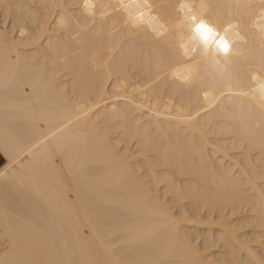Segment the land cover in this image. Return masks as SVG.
<instances>
[{
  "label": "bare ground",
  "instance_id": "bare-ground-1",
  "mask_svg": "<svg viewBox=\"0 0 264 264\" xmlns=\"http://www.w3.org/2000/svg\"><path fill=\"white\" fill-rule=\"evenodd\" d=\"M87 4L0 0V264H264V0Z\"/></svg>",
  "mask_w": 264,
  "mask_h": 264
},
{
  "label": "snow or ice",
  "instance_id": "snow-or-ice-1",
  "mask_svg": "<svg viewBox=\"0 0 264 264\" xmlns=\"http://www.w3.org/2000/svg\"><path fill=\"white\" fill-rule=\"evenodd\" d=\"M85 6L87 7V0H85ZM183 8L184 5H181ZM191 26L192 30L195 33V36L198 37L204 45H208L209 41L215 43L217 48L224 53L229 51V44L225 37L219 36L216 29L206 22L203 18H197L195 15L191 16Z\"/></svg>",
  "mask_w": 264,
  "mask_h": 264
},
{
  "label": "crops",
  "instance_id": "crops-1",
  "mask_svg": "<svg viewBox=\"0 0 264 264\" xmlns=\"http://www.w3.org/2000/svg\"><path fill=\"white\" fill-rule=\"evenodd\" d=\"M3 163V158L2 156L0 155V165Z\"/></svg>",
  "mask_w": 264,
  "mask_h": 264
}]
</instances>
